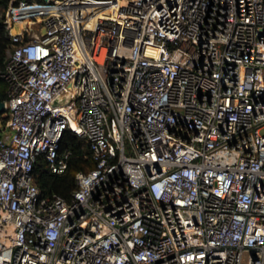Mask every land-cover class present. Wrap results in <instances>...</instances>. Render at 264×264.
<instances>
[{"label":"built area","instance_id":"2783aa9c","mask_svg":"<svg viewBox=\"0 0 264 264\" xmlns=\"http://www.w3.org/2000/svg\"><path fill=\"white\" fill-rule=\"evenodd\" d=\"M0 264H264V0H10ZM16 27V30H14ZM94 165L70 197L35 181Z\"/></svg>","mask_w":264,"mask_h":264},{"label":"trees","instance_id":"16d2710c","mask_svg":"<svg viewBox=\"0 0 264 264\" xmlns=\"http://www.w3.org/2000/svg\"><path fill=\"white\" fill-rule=\"evenodd\" d=\"M10 0H0V13L8 6ZM10 33L5 21L0 16V66L5 63L7 48L10 45ZM7 83L0 79V95L6 96ZM2 113V112H1ZM0 113V114H1ZM62 147H70L72 154L68 167L65 171L53 172L47 166L45 159L40 156L35 163V181L40 185L45 194L58 192L66 197H70L72 190L76 187V172L80 169H88L94 165V159L88 142L71 129H66L62 140Z\"/></svg>","mask_w":264,"mask_h":264},{"label":"rangeland","instance_id":"374dc122","mask_svg":"<svg viewBox=\"0 0 264 264\" xmlns=\"http://www.w3.org/2000/svg\"><path fill=\"white\" fill-rule=\"evenodd\" d=\"M15 30H16V27H15ZM5 115L6 113L4 111L0 114V132L2 131V127L4 125ZM261 129L262 131H264V126Z\"/></svg>","mask_w":264,"mask_h":264},{"label":"water","instance_id":"95a60500","mask_svg":"<svg viewBox=\"0 0 264 264\" xmlns=\"http://www.w3.org/2000/svg\"><path fill=\"white\" fill-rule=\"evenodd\" d=\"M4 110H5V101L0 95V113L3 112Z\"/></svg>","mask_w":264,"mask_h":264},{"label":"bare ground","instance_id":"6f19581e","mask_svg":"<svg viewBox=\"0 0 264 264\" xmlns=\"http://www.w3.org/2000/svg\"><path fill=\"white\" fill-rule=\"evenodd\" d=\"M14 30H15V27H14Z\"/></svg>","mask_w":264,"mask_h":264}]
</instances>
